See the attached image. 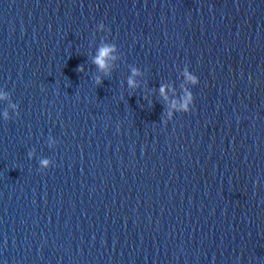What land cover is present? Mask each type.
<instances>
[{"label": "clouds", "instance_id": "clouds-1", "mask_svg": "<svg viewBox=\"0 0 264 264\" xmlns=\"http://www.w3.org/2000/svg\"><path fill=\"white\" fill-rule=\"evenodd\" d=\"M99 27H104L103 24H100ZM115 51V45H105L101 47L98 50L97 56L94 58L93 63L101 70H106L108 65H107V60L108 59H115L114 56H111V53ZM82 65L77 68V71L82 70ZM135 74V70H134ZM185 76L188 81H190L193 85H197L199 83V79L196 75H192L185 71ZM97 83H101V81L97 80ZM129 86H134L133 80L130 78L128 81ZM164 88L161 87V94H164ZM194 102V97L191 92L186 93V99L184 100V103L181 106V110L183 113H187L191 110V106L193 105ZM169 116H171V113H169ZM5 118H7V113L5 112ZM42 166L47 167L49 164L48 160H42L41 161Z\"/></svg>", "mask_w": 264, "mask_h": 264}]
</instances>
